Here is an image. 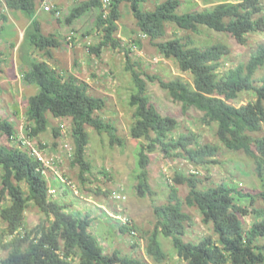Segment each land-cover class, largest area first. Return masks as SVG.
<instances>
[{
    "label": "trees",
    "instance_id": "trees-1",
    "mask_svg": "<svg viewBox=\"0 0 264 264\" xmlns=\"http://www.w3.org/2000/svg\"><path fill=\"white\" fill-rule=\"evenodd\" d=\"M144 1L112 0L110 10H106L103 0H87L72 9L68 21L72 22L86 11H99L96 23L104 30V38L100 44L91 46L90 50L100 56L105 46L121 45L116 35L121 16L119 7L122 2H129L142 35L148 36L164 57L174 59L183 71L190 72L194 77L193 83L181 77L171 81L159 79L161 87L181 103L185 113L193 107L203 112L205 124H217V135L224 146L233 151H243L254 160L259 175H264V136L254 135L264 125V75L255 78L257 70L264 66V43L247 63L221 72L225 56L230 52L226 45L202 47L194 44L189 35L159 41L165 35L167 23H174L194 32H199L200 26L205 25L228 32L240 43L246 44L248 33L264 32V0H224L213 8L185 13L179 12L181 0H167L152 11L142 8ZM4 2L9 10H22L29 14L31 23L25 30L23 41L30 42L34 54L38 50L51 54L52 48L61 46L58 37L43 32L38 20L36 12L43 0ZM49 13L58 15L55 11ZM7 18L6 14H0V19ZM2 55L0 50V71ZM126 56L127 68L131 70L129 52H126ZM29 58V69L24 73V78L27 83L36 85L38 92L29 99L27 132L33 141L50 127L49 114L55 118L70 117L75 144V153L72 151L70 156L74 163L81 166L83 177L85 171L89 170L85 158L90 140L87 125L99 132L108 131L112 142H122L116 127L96 114L104 108L106 101L91 94L90 84L76 75L64 76L48 61L35 60L32 52ZM133 77L136 90L131 104L136 107V122L131 134L136 139L145 137L149 141L148 145L142 144L137 176V191L143 197L152 190L148 182L149 156L146 149L150 152L161 149L168 157L182 156L197 165L209 163L211 160L208 157L217 155L219 149L213 144H198L193 134L182 135L177 140L169 139L179 124L178 120L163 115L151 102L147 84L135 70ZM244 90L253 91L257 99L240 106L233 104L231 101ZM53 129L59 135V128ZM0 135L7 136L9 140L17 138L14 124L2 117ZM23 140L20 147L0 143V166L3 168L1 198L8 200L7 205H2L0 198V217L6 223L0 232V248L7 251V256L0 258V264H74L77 258L79 264H151L123 255L119 250L112 254L105 253L98 238L90 231L91 219L83 212H74L70 209L71 204L56 200L54 193H51L55 187L52 182L63 180L71 184L62 175L60 165L63 160L56 162V169H50L31 153ZM34 141L46 153L44 142ZM193 143L196 145L191 147ZM196 173L197 170L190 175L177 173L175 181L177 184L188 183L190 192L185 201L189 206H198L204 222L213 224L217 238L209 236L199 242L184 240L192 216L184 211L178 189L174 187L169 202L155 206L156 224L148 244V254L156 263L164 262L166 253L159 239L163 234L172 240L186 264H264V244L257 243L260 237H264V210L254 208L258 218L262 219L255 221L249 230L245 229L241 218V215L249 213V209L240 202L244 198H251L252 204L255 195L250 191L243 193L237 186L226 182L202 189V182ZM23 183L27 184L28 192ZM261 195L264 198V191ZM30 203L39 207L45 215L33 228L26 222ZM121 222L123 232L134 230L130 224Z\"/></svg>",
    "mask_w": 264,
    "mask_h": 264
},
{
    "label": "rangeland",
    "instance_id": "rangeland-1",
    "mask_svg": "<svg viewBox=\"0 0 264 264\" xmlns=\"http://www.w3.org/2000/svg\"><path fill=\"white\" fill-rule=\"evenodd\" d=\"M56 1L61 14H53L49 21L51 24L46 23L42 28L46 35L53 34L58 37L61 40V46L52 48L51 54L45 50H38L33 57L35 60L48 61L64 76L74 74L89 83L90 93L106 101L104 108L98 110L96 114L106 123L116 127V133L122 142H112L108 131L99 132L93 126L87 125L90 140L85 158L89 163V170L85 171L83 178L81 166L74 163L73 157L70 156L72 151L75 153L70 117L55 118L49 114L50 127L34 140L44 142L47 156H60V161L63 160L60 165L62 175L71 182V184H66L63 180L52 182L51 184L55 186L53 188L56 189L54 198L60 202H68L71 204V210L83 212V215L91 219L90 231L98 238L105 253L112 254L115 250H119L123 255L158 264L148 254V244L156 224L154 209L156 205L169 202L170 193L174 187L178 189L184 211L192 216V222L187 224L184 240L199 242L209 236L213 239L217 238L213 224L204 222L203 214L198 206H189L185 201L189 195L190 186L187 182L177 184L175 181L177 173L190 175L197 170L196 174L202 182L200 184L202 189L226 182L237 186L243 193L250 191L255 195L252 204L251 198H244L240 202L249 209L247 215H241L245 229L249 230L255 221L262 219L258 218L254 208L264 210V198L261 195L264 191V175H259L254 160L243 151H233L224 146L217 135V124H205L202 120L203 112L193 107L185 113L181 103L174 100L170 93L161 87L159 79L171 81L181 77L193 83L194 77L190 72L183 71L177 61L164 57L151 39L142 35L130 3L122 2L119 7L121 16L118 20L119 29L116 35L121 40V45L119 47L105 46L101 55L97 56L91 52L90 47L100 44L104 38V30L96 23L99 11H86L69 22L68 16L72 9L87 0ZM166 1L145 0L141 6L145 10L152 11L157 5ZM222 2L224 0H181L179 12L203 11ZM3 7L4 5L0 2V11ZM44 12L49 13L45 10ZM40 15L45 16V14ZM5 21L0 19V50L6 54L0 71V117L14 124L17 138L9 140L7 136L0 135V143L20 147L22 139H32L27 132L26 111L29 99L38 92V87L27 83L24 78V73L29 69L27 63L22 61L24 46L30 42L23 43L16 58L13 55L14 48L9 42L21 40V38L23 41V32L22 35L17 33L13 29L15 24L5 23ZM19 24L23 26L24 22ZM188 35L194 44L202 47L224 44L229 48L230 52L225 56L221 72L247 63L264 43V32L248 33V42L242 44L228 32H220L205 25L200 26L199 32L188 31L174 23H167L165 35L159 41L173 37L186 38ZM126 52H129L132 59L131 70L127 68ZM134 70L146 82L147 94L151 102L163 115H169L178 120L179 124L171 132L169 139L177 140L182 135L193 134L198 144H213L219 149L217 155L208 157L211 160L209 163L200 165L182 156L168 157L161 149L153 152L146 149L149 156L148 182L152 190L143 197L137 191V176L140 171L142 144L148 145L149 141L145 137L136 139L131 134V128L136 122V107L131 104L132 95L136 90ZM263 75L264 66L257 70L255 78ZM256 99L257 96L253 91L244 90L231 102L240 106ZM54 127L59 128V135L55 134ZM254 135L264 136V125L262 130ZM193 144L191 147L196 145V143ZM2 175L3 168L0 166V198ZM22 185L28 192L27 184ZM114 191H123L127 195V200L116 201L112 197ZM1 204L7 205V198L2 199ZM124 216L131 220V226L136 234L121 230L120 219ZM44 217L40 208L30 203L26 211L27 225L33 228ZM5 226L6 223L0 217V232ZM159 239L166 253V259L161 264H186V261L177 253L170 238L160 234ZM257 243L264 244V237H260ZM6 256L7 251L0 248V258ZM79 262L77 258L74 264Z\"/></svg>",
    "mask_w": 264,
    "mask_h": 264
},
{
    "label": "crops",
    "instance_id": "crops-1",
    "mask_svg": "<svg viewBox=\"0 0 264 264\" xmlns=\"http://www.w3.org/2000/svg\"><path fill=\"white\" fill-rule=\"evenodd\" d=\"M0 2L2 3V5H4L2 10L0 11V14H3V12H6L7 15H8V18L4 19V20H6L5 23H7V22L8 23H14L15 26H13V29H15L16 32L21 34V35H22V32H23L22 36H23V39H24L25 30L27 29V27L31 23V18L29 16V14L27 12L22 11V10H9L7 5L5 4V2H3L2 0H0ZM36 14H37L38 20L40 21L41 27H43L46 23L47 24H51V22L49 23V21L51 20L52 15L53 14L56 15L55 13H46V12H44V9L42 8V5L38 6ZM40 14H45V16L41 17ZM19 22H24V25L21 26L19 24ZM42 30H43V28H42ZM17 33H16V35H17ZM5 38H3V39H5ZM21 40H22V38H21ZM21 40H17V41H14V42H9V44H11L12 47L14 48V50H13L14 54L13 55L16 58H17V55L19 54L20 48L23 47V43H25L24 41H21ZM24 49L25 50H24V53H23V60L22 61H23V63H27L28 60L30 59L29 58L30 52H32V57H33L34 56V51L30 47L29 44L27 46H24ZM5 55L6 54L4 53L2 55V58H6ZM16 61H17V59H16Z\"/></svg>",
    "mask_w": 264,
    "mask_h": 264
},
{
    "label": "built area",
    "instance_id": "built-area-1",
    "mask_svg": "<svg viewBox=\"0 0 264 264\" xmlns=\"http://www.w3.org/2000/svg\"><path fill=\"white\" fill-rule=\"evenodd\" d=\"M111 4H112V0H103V6L106 10H108L110 8ZM42 8L48 12L55 11L58 15L61 14V10H60L59 6L57 5L56 0H43ZM23 141L30 148L31 153L33 155L37 156L42 162H44L45 165L50 167V169H56L58 167L55 164L58 160L60 161L59 155L58 156L57 155L47 156V154L43 150H40L39 147L36 145V143L34 141H32L31 139L30 140L25 139ZM55 192H56V189L53 188L51 190V193L53 194ZM112 197L116 201L124 202L127 200V195L123 191H114L112 193ZM120 220H122L124 223L130 224V225L132 223L131 220L129 218H127V216H124V218H122ZM132 233L136 234V231L133 230Z\"/></svg>",
    "mask_w": 264,
    "mask_h": 264
}]
</instances>
